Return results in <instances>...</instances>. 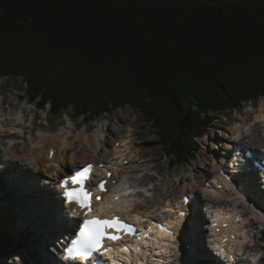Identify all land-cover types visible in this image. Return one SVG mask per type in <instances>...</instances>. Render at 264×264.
<instances>
[{
    "label": "trees",
    "instance_id": "trees-1",
    "mask_svg": "<svg viewBox=\"0 0 264 264\" xmlns=\"http://www.w3.org/2000/svg\"><path fill=\"white\" fill-rule=\"evenodd\" d=\"M0 76L52 115L138 107L184 165L213 114L264 98V0H0ZM1 211L0 233L15 219Z\"/></svg>",
    "mask_w": 264,
    "mask_h": 264
},
{
    "label": "rangeland",
    "instance_id": "rangeland-1",
    "mask_svg": "<svg viewBox=\"0 0 264 264\" xmlns=\"http://www.w3.org/2000/svg\"><path fill=\"white\" fill-rule=\"evenodd\" d=\"M26 89L27 85L21 77L0 76V116L5 117L0 124L4 126L2 129L14 126L11 125V121L7 119L9 114H11L12 117L21 114L24 119V124H22V131L24 133L21 132L20 134L19 132L17 135L14 133L5 135L4 131L0 128V155L2 156L0 159V182L5 181L8 185V187L7 185L2 187L3 191H10L6 198L0 197V207L5 206V208H9L16 216L13 225L0 233V244L7 241L8 237H12L13 242L17 244L19 240L22 239L23 235L30 233L31 236L28 237L27 241L29 242L30 239L31 244L26 247L20 245L19 249L23 264H46L47 262L46 259H43V256L41 259L39 256L41 254L39 253L38 255L39 251L36 249V247H38L40 250L41 247L45 248V246H47L45 233L43 231H41L40 234L33 232L32 230L37 228L35 225L32 226V224L29 223L25 224L23 228L19 226L22 223H26V220L22 219L25 215V211L28 212L26 214H29L33 218L40 219V216L33 213L30 207L34 212L40 213L43 206L37 205L36 207L34 203H37V201L42 198L45 201L44 203L49 204L53 199L51 195H58V193L53 192L50 183L43 182V180L46 181L49 178V175L44 172V168L33 170L30 164L28 166L27 163L21 160L29 158V149H31L32 144L34 145L35 142L41 143V133L52 135L62 128L64 132L66 129L70 128L72 132H68V142L70 141L73 148L75 147L77 151L81 150V153H86L89 156H92V151L94 149L88 144L87 146L85 145L87 143L86 140L83 141L85 144L83 142L81 143L78 134L82 132L81 135L84 133L86 137L92 136L97 132L100 133L99 148L101 147L104 153L102 155L103 157L93 159L96 161L100 158L107 160L105 157L108 156V153H111L110 150L113 140L118 138L120 134H124L123 136L127 137L126 140L128 143L123 146L122 153L124 157L129 158V162L125 165L126 168L120 171V182L122 180H128L130 184L138 185L135 187L137 191L136 195L130 199L140 202V206L144 205L145 208L143 210L149 208L147 199L156 200L157 204L153 207V211L155 212H152L154 215H157L156 208H158L161 203L165 202L166 197L171 199L179 197L184 182L192 184L197 178L200 179L201 182L208 175H211L212 172L206 175L204 174L206 168H211L214 162L217 164V158L225 153H223L222 142L227 137L233 135H231V132L233 128L235 130L236 123L241 124L244 130L248 129L249 133L256 130V132L261 133V135L264 134V120L256 122V120H258V118H256L257 115L264 113V99L258 98L255 101L243 104L240 108L233 111L212 115V127L203 137L198 138L199 150L195 157L184 165L170 167L167 157L158 145L159 140L157 131L152 126L151 122L143 116V113L138 107L125 105L116 108L112 113L100 116L93 122H85L82 117H74L67 111L60 116H52V114H49L47 111L48 106L40 108L35 103H32L26 93ZM67 123L71 126L66 127ZM76 133L77 137L74 136ZM63 134L65 135V133ZM65 137L67 136L65 135ZM239 138H241V136H239ZM241 141L239 139V142H237L239 146L246 145V143L241 144ZM70 142L67 145H70ZM82 145L86 147H82ZM67 161L69 163V160ZM108 161L115 162L116 158L113 160L109 158ZM131 162L135 163V167H133L134 164L130 166ZM54 167L55 164H50L48 170L50 169L49 171L53 172ZM31 182H33L32 186L28 184ZM28 187H30L29 192L27 191ZM48 191H50V194L47 193ZM42 192L44 193L42 194ZM17 195H21L22 200L28 199L26 202L21 203L17 200ZM43 209L46 211L47 207ZM53 210L56 216H61L55 208ZM1 212L0 208V216ZM41 214H43V211H41ZM46 216L51 219L54 218L53 213H46ZM258 225L259 223L255 224L252 222V224L248 226V231L255 235L254 238L259 237L260 234ZM257 244L258 245L255 246L256 249L260 247V252L264 253V241H258ZM28 251H32L34 255H30ZM174 253L176 254L173 259L177 258V260H172V264H196L197 262H190L187 260L186 254L180 255L179 251H176V249ZM36 255H38L39 262L36 260ZM15 258L16 256L10 260V263L2 262V264H15Z\"/></svg>",
    "mask_w": 264,
    "mask_h": 264
},
{
    "label": "bare ground",
    "instance_id": "bare-ground-1",
    "mask_svg": "<svg viewBox=\"0 0 264 264\" xmlns=\"http://www.w3.org/2000/svg\"><path fill=\"white\" fill-rule=\"evenodd\" d=\"M256 118H259V120H256V122L263 120L264 119V113H261V115H257ZM4 119H5V117L0 116V124H1V122ZM7 119L9 121H11V125H14V126H10L8 128L2 129L4 126L0 125V128L2 129V131H4V134L5 135L6 134H13V133L17 135L19 132H20V134H21V132H23L22 131V124H24L23 123L24 122V119H23V117H22L21 114H17V116H15V117H12L11 114H9L8 117H7ZM256 129H258V128H256ZM65 132H64V129L62 128L57 133L52 134V135L41 133V141H40L41 143H38V142L36 143L35 142L34 145L32 144L31 149H29L30 150V153H29V156H28L29 158L28 159H26V158L25 159H21V160H23V162L27 163L28 166L30 164V166H32L33 170H40V168H43V167L45 168L44 172H46V174L49 175V178L46 181L43 180V182L52 183L53 179H56L57 177H60L61 176V175H58V174L61 173L62 175H66L67 174L66 170L72 169L75 165L84 164L85 162H88V161H94V162L105 161L104 158H100L98 161L93 160V159H96V158H99V157H103L102 155L104 153V150H102L101 147L99 148V144H100L99 137L101 136L100 133L97 132V133H95L92 136H86V137H84V133H83V135H81L80 138H79L81 143L84 140H86L87 143L86 144L84 142L83 143L86 146L88 144L89 146H91V148L94 149L92 151V156H89L86 153H81L80 152L81 150L80 151H77V149H75V147L73 148L71 142H70V145H65L64 147H60L59 146L60 142L61 143L68 142L67 137H65V135L63 134ZM241 134H243L244 136H243V139H242V141L240 143L241 144L246 143V145H243V147H249V148L250 147H253V148L256 149L257 148L256 146H260V147L264 146V134L261 135V133L256 132V130H253L251 133H249L248 129L244 130L243 127L241 126V124L236 123L235 124V130L233 128L232 129V132H231V135L232 136L231 137H227L226 140L223 142V144H222L223 145V149H225V150L226 149H228V150L229 149H232L233 144L239 142V140H238L237 137L240 136ZM114 140H116V139H114ZM114 140H113V142H114ZM113 142H112V144H113ZM53 143H56L58 147L56 146L57 148L55 149L52 157H49L48 156V151H49L48 146L51 145V144H53ZM125 144L122 145L121 149L123 148V146ZM85 145H82V147H86ZM237 146H239V145H237ZM62 148H64V149H62ZM110 151H111V153H108V156L105 157L107 160L109 158H114L113 155H112V149ZM119 152H120V149H119ZM223 156L224 155H222L221 157L217 158V160H216L217 161V164L214 162L213 165H211V168H208L207 167L204 174L206 175V174H208L210 172H212L211 174H214L216 172V169L218 168L219 163H220V165H222V163L219 162V159H221ZM67 160H69V162L72 165L70 163H68ZM53 163H55L57 165V168H59L60 173L55 172V170L53 172H50L49 171L50 169L48 170V167L50 166V164H53ZM132 164H134L133 167H135V163H132L131 162L130 163V166ZM125 168L126 167L123 165V166H121V168L119 170H122V169H125ZM117 173L120 174V171H118ZM124 183H125V181H121V182H119L115 186V192L118 195H120V199H119V201H113V205H114V208H116L118 210L120 208L121 209L120 210L121 213H123V214H125L127 216H130L131 213H130V210L129 209H127V208H125V210H122V209H123V204H127L130 201V198L134 194H131L132 192L130 194H127L126 191H123L121 188H119V187H122V184H124ZM28 184H30L31 186L33 185L32 183H28ZM240 184L242 185L243 189L246 192L251 193L252 192V189L256 186L255 178L253 176H249L246 179L240 180ZM131 186L132 185L129 184V187H131ZM53 187L57 188V190L59 191V189H58V183L57 182H55V184H54ZM29 188L30 187H28V189H27L28 192H29ZM132 191H134V189H132ZM185 191H188V192L195 191L198 194V196H200L203 199H209V200H211V199L212 200L213 199H220V200H222L224 202L232 201L234 204L241 205V206H244L247 203V202H245V200L234 198L232 196V194H228V193H225V194H223V193L214 194L212 192H209L208 189H207V187L204 185V181H201L200 182V179H198V178L192 184H188V183H185L184 182L183 185H182V192H185ZM47 193L50 194V191H48ZM61 197L62 196L59 194V197L56 200H53L54 199L53 198L49 204L44 203L45 202L44 199L40 198V200L37 201V203H34V205H36V207H37V205L43 206L41 208V210H40V213L34 212V210L30 207V210H32L33 213H36L38 216H40V219L33 218L29 214H26L28 212L25 211V215H24V217L22 219H25L26 220V223H22V224H20V225L18 224V225L21 228H23L25 226V224H27V223L32 224V226L35 225V227L37 229H41L39 231H43L45 234H46V231H47V233L50 234L53 230H56L59 227L58 224H60L61 226L68 225L69 224L68 222L65 223V220H63V218L59 217V221L57 223V226H55V224L53 222V219H51L48 216H46V213H53L51 210H49L50 207H53V208H58L59 207L60 202H61ZM168 200H169L168 197H166L165 198V201L167 202ZM147 203L149 204V208L148 209L143 210L145 208V206L144 205L140 206V204H137L135 206L134 210H137V211H140V212H143V213H147V214H150L152 212H155V211H153V207L157 204V201L154 200V199H147ZM163 203H161L160 206ZM160 206L158 208H156L157 214H163V212L160 210V208L162 206L161 207ZM46 207H47V210L44 211L43 208H46ZM41 211H43V214H41ZM251 214L253 216H255L254 215V212H252V211H251ZM43 215H44V217H43ZM71 215H73V213H71ZM70 217L71 216H69V218ZM247 217H248V215H247ZM176 219L177 218H175L174 221H176ZM257 219H258V222L260 224H264V216L257 217ZM61 230H62V228H61ZM61 230H59V231H61ZM55 234L58 236L57 232ZM160 235H162V234L160 233ZM245 235L246 236L248 235L247 231H246ZM252 239L253 238H250L249 241L252 240ZM108 243L109 242H106L105 246ZM148 244H150V242H148ZM173 246L176 248V247H178V244L173 245ZM36 249L39 251V252L37 251L38 252V255H39V253L41 254V255H39L41 257V259H42V256H43V259H46L47 260L46 264L48 262H50L49 252H48V250H47L46 247L45 248L44 247H41L40 250L38 249V247H36ZM179 251H182L181 250V245H179ZM237 251H238V253H241L240 264H250V259L246 263H243V258L245 257L246 253L248 252V249L246 248L243 251V248L241 249L240 247H237ZM159 252H160V250L159 251H156V254H159ZM254 253H258V252H254ZM106 254L109 257H111V254L112 253L110 251H107ZM146 263H147L146 260H143L142 262L139 261V264H146Z\"/></svg>",
    "mask_w": 264,
    "mask_h": 264
},
{
    "label": "snow or ice",
    "instance_id": "snow-or-ice-1",
    "mask_svg": "<svg viewBox=\"0 0 264 264\" xmlns=\"http://www.w3.org/2000/svg\"><path fill=\"white\" fill-rule=\"evenodd\" d=\"M92 167V165H86L77 168L74 170V175L60 180L59 183L64 197L62 203L71 204L75 202L81 209L91 211V193L86 190L85 184L90 179ZM69 182H71V186H69ZM99 187L101 191L105 190L103 181L100 182ZM96 199L99 200L100 196H97ZM179 215L185 217L187 214L180 211ZM72 223L77 226L78 230H74V236L69 239L67 247L64 248V253L72 260L82 257L85 261H88L93 257L94 252L99 253L105 249L104 241L106 239L118 240L120 239L119 233L122 230H131V226L126 225L119 217L101 219L92 216L89 218L87 212H85L82 222L75 219ZM221 251L223 250L221 249ZM97 264H99V260H97Z\"/></svg>",
    "mask_w": 264,
    "mask_h": 264
},
{
    "label": "water",
    "instance_id": "water-1",
    "mask_svg": "<svg viewBox=\"0 0 264 264\" xmlns=\"http://www.w3.org/2000/svg\"><path fill=\"white\" fill-rule=\"evenodd\" d=\"M18 255H20V253H17Z\"/></svg>",
    "mask_w": 264,
    "mask_h": 264
}]
</instances>
